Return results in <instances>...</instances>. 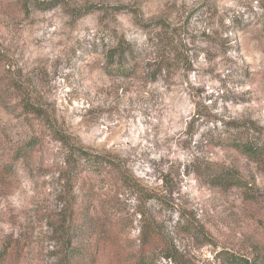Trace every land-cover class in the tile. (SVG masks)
<instances>
[{"label": "rangeland", "instance_id": "374dc122", "mask_svg": "<svg viewBox=\"0 0 264 264\" xmlns=\"http://www.w3.org/2000/svg\"><path fill=\"white\" fill-rule=\"evenodd\" d=\"M64 2L66 7L26 13L15 0H0V50L11 74H19L28 92L46 102L59 125L83 145L119 155L141 186L164 200L144 208L157 212L185 261L229 264L220 252L252 257L255 246H264V159L251 160L217 140L229 134L223 122L230 120L255 122L264 139V0ZM87 4L100 9L72 16ZM159 20L177 30L170 71L157 82L142 73L127 79L108 75L105 50L121 37L141 49L147 36L163 33L152 31ZM141 55L142 60L145 51ZM42 132L39 122L21 116L15 101L0 103V238L13 237L0 264H53L43 215L58 204L53 168L64 150L43 135L31 155L19 157ZM211 164L237 171L258 191L248 196L235 186L211 187L207 177L196 176ZM86 177L96 187L86 204H113V178L107 172ZM122 198L134 219L113 240L117 259H111L109 243L101 245V264H129L140 245L141 207L135 196ZM180 213L199 232L183 227ZM100 235L102 230L93 237L82 226L76 240L85 248ZM165 241L159 240V249ZM165 253L155 264H175Z\"/></svg>", "mask_w": 264, "mask_h": 264}, {"label": "trees", "instance_id": "16d2710c", "mask_svg": "<svg viewBox=\"0 0 264 264\" xmlns=\"http://www.w3.org/2000/svg\"><path fill=\"white\" fill-rule=\"evenodd\" d=\"M15 2L26 13L31 10L50 11L57 7H66L64 0H15ZM98 9H100L99 6L95 4H87L72 10V16L79 19ZM153 25L155 27L152 31L160 28L163 33H152L147 36V43L141 49H138L125 37H121L117 39L114 46H109L105 50L104 69L108 75L127 79L142 73L151 81L157 82L160 77L170 71L171 55L177 44V39H174L177 30L164 20L154 22ZM169 38L173 40L171 41ZM141 51L146 53L142 60L140 59ZM9 68L8 59L0 50V103L15 101L21 110L22 117L39 122L44 129L42 135L35 136L20 149L19 157L31 155L34 148L41 143L43 135H48L60 143L64 150L62 163L53 168L56 187H58L56 195L58 204L55 209L46 210L43 215L52 242L49 255L53 264L103 263L104 257H102L103 259L98 257L101 245L105 246V243H109L110 249L114 250L113 240L122 231L124 232L134 219L121 200L124 196L127 198L135 196L139 207H141L137 214L140 222V245L138 249L129 254V264H155V259L163 251H166L165 258L169 259L170 263L189 264L182 256H179L175 247L171 246L173 240L164 231L163 224L153 207L144 208L148 202L164 204V200L153 191L145 190L119 155L111 152H99L86 147L63 126L59 125L55 111L50 109L41 98L31 95L19 74H11ZM223 125L229 134L224 138H218L217 141L220 144L239 149L251 160L264 159L263 130L255 122L230 120L223 122ZM212 165H209L205 172L196 174L197 177H207L211 187L235 186L244 189L249 193L248 196H252V192L258 191L254 184L246 181L237 171ZM104 172H107L114 180L112 182L114 197L110 200L113 204L103 205L100 209L91 208L86 203L94 199L96 187L88 182L86 175ZM83 195H85V200ZM180 218L184 223L183 227H189L191 231L199 232L200 228L191 223L190 218L186 219L183 213H180ZM82 226L85 227V232H90L93 237L102 230L103 238L100 235L101 239L88 240L85 242V248H82L80 241L76 240L82 231ZM109 231L112 234H108ZM163 239L166 240L165 248L159 249L157 244L159 240ZM12 243L13 237L8 240L0 238V259L9 253ZM168 243L170 245H166ZM220 253L225 255L224 260L229 264H264V246H255L252 257H236L228 252ZM83 256H85L83 262L80 263L79 260ZM114 257L117 259L115 250L111 259Z\"/></svg>", "mask_w": 264, "mask_h": 264}]
</instances>
